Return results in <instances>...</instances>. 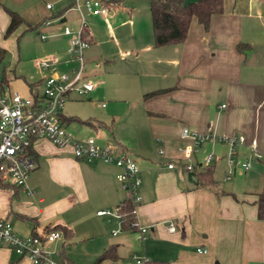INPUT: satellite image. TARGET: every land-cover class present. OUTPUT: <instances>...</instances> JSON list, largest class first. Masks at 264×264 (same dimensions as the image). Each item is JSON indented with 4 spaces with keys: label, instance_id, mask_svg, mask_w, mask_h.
Listing matches in <instances>:
<instances>
[{
    "label": "crops",
    "instance_id": "crops-1",
    "mask_svg": "<svg viewBox=\"0 0 264 264\" xmlns=\"http://www.w3.org/2000/svg\"><path fill=\"white\" fill-rule=\"evenodd\" d=\"M221 1V12L210 15L206 29L192 17L181 42L162 46L152 44L148 0H121L103 14L82 11L87 40L83 77L93 87L84 95L69 92L65 99L95 94L107 103L98 100L101 114L86 118L89 123L72 120L78 124L73 136L91 135L96 146L111 144L135 160L140 181L133 219L148 225L141 246H135L139 242L132 229L122 228L114 213L125 197L114 179L118 169L98 159L74 158L68 147L45 139L32 145L34 167L25 179L29 193L0 179V217L9 220L17 235L41 234L54 225L70 229V238L45 244L67 264L73 263L63 249L77 233L84 238L103 234L95 256L103 247L115 246V257L99 263L132 264L129 255L137 252L166 264H264V221L256 218L253 203L264 187L263 161L250 158L251 170H242L243 175L233 176L242 172L236 165L232 178L216 177L226 169V145L219 136L243 137L234 147L238 160L246 159L250 149L264 151V0ZM1 5L36 25L40 39L65 37V56L51 57L52 69L68 72L75 65L65 51L69 35L80 26L72 0H0V62L6 52H14L13 31L24 27L21 23L3 37L8 16ZM63 25L70 33L61 32ZM3 72L0 85L9 87L11 77ZM43 74L39 69L20 74L23 95L41 88ZM157 89L164 90L143 96ZM182 127L208 135L187 161L198 163L211 153L212 185L195 186L190 172L177 165L166 168L165 159L158 157L160 147L168 159L188 144L180 136ZM99 209L108 213L97 214ZM0 264L31 263L0 246Z\"/></svg>",
    "mask_w": 264,
    "mask_h": 264
},
{
    "label": "built area",
    "instance_id": "built-area-1",
    "mask_svg": "<svg viewBox=\"0 0 264 264\" xmlns=\"http://www.w3.org/2000/svg\"><path fill=\"white\" fill-rule=\"evenodd\" d=\"M73 8L78 13L80 26L69 35L65 51L67 60H73L75 65L68 72L56 71L51 68L53 60L47 58L36 59L34 64L44 71L41 78V88L34 93L20 94L0 85V179H5L12 186L25 189V179L34 167L32 145L38 139H45L52 145L61 148L68 147L72 156L77 159H98L103 163L112 164L118 170L114 179L123 190L125 198L130 204V229L138 242L146 237L148 225L134 221V208L139 200L137 188L139 185L138 166L132 156L124 152H116L111 144L96 146L91 137L78 139L73 137L65 128L61 117V104L69 92L79 95L86 94L93 87L92 83L83 77L82 52L87 46V40L81 35L83 24L82 11L91 15L103 14L107 11L104 0H72ZM45 7H49L46 3ZM64 34L70 33L67 26L61 27ZM42 38V35L40 36ZM180 136L188 139V144L175 149V154L168 159L160 147L156 150L158 157L163 160L166 168L176 165L187 172L195 168H202L212 160L211 153L203 156L198 163L188 162L189 156L196 151L199 144L208 138L205 133L182 127ZM219 141L226 145L224 154L226 169L222 179H227L234 167L247 170L249 159L264 160V151L250 149L244 160L235 157V145L242 144L241 135L219 136ZM159 163V162H158ZM26 193H29L25 189ZM97 214L108 213L106 209H99ZM168 224L167 229L173 230ZM114 231H111L113 234ZM62 239L61 231L49 228L41 234L28 236L17 235L8 219L0 217V246L7 247L17 256L26 257L31 264H66L57 258V252L45 247L46 242ZM197 252H205L203 247H196ZM132 264H144L146 257L132 254Z\"/></svg>",
    "mask_w": 264,
    "mask_h": 264
},
{
    "label": "trees",
    "instance_id": "trees-1",
    "mask_svg": "<svg viewBox=\"0 0 264 264\" xmlns=\"http://www.w3.org/2000/svg\"><path fill=\"white\" fill-rule=\"evenodd\" d=\"M119 1L121 0H108L105 2L108 6L115 5ZM1 7L8 16L7 24L2 32L3 37L7 36L21 23L24 26V30L35 28L36 25L27 24L13 10L8 9L3 5H1ZM221 9V0H148V11L153 46H162L181 42L186 36L188 23L192 17L195 18L196 22L200 24L203 29H206L210 15L221 12ZM80 33L82 37L85 38V31L82 28ZM239 47L240 45L238 44L237 48ZM3 54L4 50L0 49V59L2 58ZM28 86L30 88L31 83H29ZM163 90L164 89L153 90L145 93L143 96L158 93ZM61 119L65 123L72 120H77L81 123H89L88 119H78L74 116H62ZM211 170L212 167L208 164L198 170L193 169L190 171L194 185H212L213 180L211 179ZM253 203L255 205L256 218L264 221V187L255 194ZM114 213L118 217L119 224L122 228H130L129 223L132 219L130 214V204L125 197L118 201V203L115 205ZM50 228L61 231L62 240L72 236L70 229L64 226L54 225ZM62 244H64V241ZM114 250L115 246L113 244L103 247L95 256L93 263L98 264L103 259H113L115 257ZM61 260L66 263L63 259ZM144 264H166V262L162 260L146 259Z\"/></svg>",
    "mask_w": 264,
    "mask_h": 264
},
{
    "label": "rangeland",
    "instance_id": "rangeland-1",
    "mask_svg": "<svg viewBox=\"0 0 264 264\" xmlns=\"http://www.w3.org/2000/svg\"><path fill=\"white\" fill-rule=\"evenodd\" d=\"M66 24L68 27H70L69 23ZM39 27L42 28L41 25ZM39 34V31L37 32L34 29L24 30L21 26L13 31L12 41L14 52H6L2 61L0 62V70L3 69V74L6 76L10 75L11 77L10 85L8 87L9 89L17 90L21 94L25 93L24 84L20 78V74L26 75L33 72L36 73L38 71L34 65V61L36 59L47 58L50 60L51 57L54 58L56 56L64 58L65 55L63 49L66 43L65 37L50 34L44 39H40ZM58 68L61 69V67ZM12 73L16 77H12ZM93 80L96 82L95 79ZM98 100L107 103V101L101 97L96 98L95 94H91L89 99H85V96L71 94L69 95V98L63 100L61 104V112L67 116H77L83 119H86L89 116L97 117L101 114V108L98 105ZM76 125L78 124H75L72 121H69L65 125V128L70 134H72V136L74 135V127ZM250 170L251 168L248 169V171ZM223 174L224 172H217L216 177L219 178V180H224L222 179ZM232 175L229 177L232 178L233 176L237 177V175H243V171L240 172V174L237 173L233 176ZM109 210L111 213H113L112 208ZM122 234L126 233L122 232ZM77 235L73 236L72 243L63 249L64 255L69 258L73 264H94L93 261L95 254L93 252L96 248L95 246H98V241L103 239V234H93L88 238H84V235H80L78 233ZM127 242L132 243V245L136 244V242L131 239H129ZM135 246L140 247V242ZM134 250H137V247H135ZM135 255L138 256L140 254L136 252ZM129 259H131V257H129ZM99 264H108V262L103 261Z\"/></svg>",
    "mask_w": 264,
    "mask_h": 264
}]
</instances>
